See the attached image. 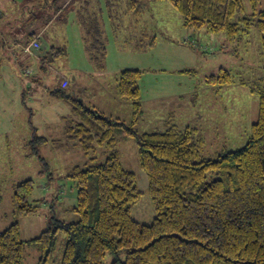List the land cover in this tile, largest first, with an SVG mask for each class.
Segmentation results:
<instances>
[{"label": "rangeland", "instance_id": "374dc122", "mask_svg": "<svg viewBox=\"0 0 264 264\" xmlns=\"http://www.w3.org/2000/svg\"><path fill=\"white\" fill-rule=\"evenodd\" d=\"M43 2L0 0V232L18 222L21 239L29 241L56 220L78 218L67 211L76 199L75 182L68 174L75 166L85 168L92 155L85 156L67 137L66 128L77 121L74 102L58 98L56 89L130 125L132 105L118 97L113 75L140 70L142 114L135 126L139 135L165 131L172 124L196 128L205 141L204 158L247 143L258 120V95L251 89L256 90L264 78L260 33L254 22L248 34L230 39L225 33L185 27L183 16L168 0H72L44 22L43 30L37 25L38 38L30 44L31 21L34 24L36 17L49 12L34 8ZM243 6L235 21L253 14L248 0ZM257 9L264 11V0H257ZM52 46L65 48L66 55L47 61L42 73L41 58ZM102 47L105 73L94 69L95 63L103 64ZM221 69L231 73L233 84H207L206 79L218 76ZM35 137H45L48 143L31 144ZM115 138L124 169L136 174L143 193L132 209L133 218L141 207L152 218L139 222L151 224L155 211L147 176L139 166L137 139L118 131ZM109 154L105 146L97 147L96 163L105 162ZM217 177L210 173L207 182ZM28 179L34 181L29 202L36 211L16 216L14 189ZM64 246L65 236L60 233L49 264H61ZM40 256L37 245L26 246L25 264H38ZM125 258L124 251L108 252L103 264Z\"/></svg>", "mask_w": 264, "mask_h": 264}, {"label": "trees", "instance_id": "16d2710c", "mask_svg": "<svg viewBox=\"0 0 264 264\" xmlns=\"http://www.w3.org/2000/svg\"><path fill=\"white\" fill-rule=\"evenodd\" d=\"M71 1L45 0L34 6L49 12L36 17V23L31 21L30 44L38 38L37 25L43 30L44 22ZM168 1L183 16L185 27L225 33L230 39L248 34L254 22L260 33L264 70V11H258L257 0H248L253 14L237 21L243 0ZM141 17L135 19L137 24ZM65 55V48L52 46L41 58L39 70L45 72L48 62ZM101 56L103 64L95 63L94 69L105 73L103 47ZM113 76L118 97L132 105L130 125L100 113L63 89L53 91L58 98L74 102L77 121L66 128V135L85 156L92 155L85 168L75 166L68 174L75 182L76 199L67 211L72 210L78 218L75 222L56 220L52 228L29 241L21 239L20 225L14 222L0 232V264H25L29 244L40 249L38 264H49L60 233L65 236L61 264H103L108 252L122 251L125 260L116 259L112 264H264V78L256 90L251 89L258 95V120L247 143L236 150L223 148L215 158H204L205 141L196 128L180 129L172 124L165 131L139 135L135 126L142 114L139 82L143 72L126 69ZM233 82L225 69L206 79L214 86ZM116 131L137 139L139 166L147 176L155 211L151 224L133 218L132 209L143 193L136 174L121 163L115 149ZM30 143L43 145L48 140L35 137ZM99 146L110 151L100 164L96 163ZM210 173L218 177L207 182ZM33 190L32 179L15 186L16 216L36 211L29 202Z\"/></svg>", "mask_w": 264, "mask_h": 264}, {"label": "crops", "instance_id": "0c3cea01", "mask_svg": "<svg viewBox=\"0 0 264 264\" xmlns=\"http://www.w3.org/2000/svg\"><path fill=\"white\" fill-rule=\"evenodd\" d=\"M28 73V72H27ZM29 74V73H28ZM32 86H34V84H32ZM31 86V87H32ZM37 87H41V86H38V85H36ZM33 94V92H31V94L30 95H32ZM40 94V91H38V89H37V91L35 92V95H39ZM22 97H24L23 95H22ZM36 97V96H35ZM0 136L1 137H3V133L2 132H0ZM147 187V186H146ZM145 188V187H144ZM146 189V188H145ZM75 195H76V193H75ZM135 220L136 221H142V220H146V219H150V217H151V214H150V212L148 211H144L143 210V208H138V209H136V212H135ZM152 218V217H151Z\"/></svg>", "mask_w": 264, "mask_h": 264}]
</instances>
